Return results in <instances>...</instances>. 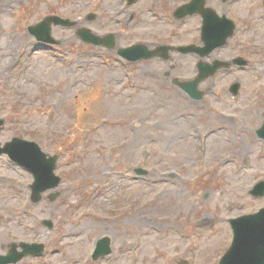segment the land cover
Wrapping results in <instances>:
<instances>
[{
	"label": "rangeland",
	"instance_id": "1",
	"mask_svg": "<svg viewBox=\"0 0 264 264\" xmlns=\"http://www.w3.org/2000/svg\"><path fill=\"white\" fill-rule=\"evenodd\" d=\"M184 1L0 0V142L38 143L58 155L62 178L59 195L44 193L34 204L31 174L0 156V254L25 241L47 252L16 264H216L231 241L227 217L264 207V196L250 194L264 179V139L256 133L264 118L263 0L207 1L237 28L203 60L248 63L203 80L199 100L172 84L196 75L197 55L170 51L172 64L141 68L116 54L153 37L159 46L195 41L198 17L178 26L170 14ZM52 13L74 21L52 27L59 45L37 42L28 30ZM80 28L112 33L115 47L83 43ZM138 166L150 174L136 177ZM103 235L112 252L92 261Z\"/></svg>",
	"mask_w": 264,
	"mask_h": 264
},
{
	"label": "water",
	"instance_id": "2",
	"mask_svg": "<svg viewBox=\"0 0 264 264\" xmlns=\"http://www.w3.org/2000/svg\"><path fill=\"white\" fill-rule=\"evenodd\" d=\"M133 0H129L132 2ZM204 0H192L185 7L181 8L183 11L181 13H192V12H201L204 16V33L203 39L207 43L204 48L199 52L203 56L209 54L214 48L219 47L225 43V40L232 33V27L230 31L218 32L220 27L213 29L214 27V12L210 9L202 8ZM216 17V16H215ZM50 21L55 23L62 22L64 20L54 17L46 18L42 20L35 29H40L41 32L46 33V37H38L40 40L54 42L50 37ZM67 21V20H65ZM68 22V21H67ZM70 23V22H68ZM71 24V23H70ZM32 30V27L30 28ZM85 41L90 42H100L104 43L106 40L97 39L94 36H84L82 37ZM111 44V43H109ZM144 48L140 46H134L126 49H121L119 53L128 59H139L141 57H146L143 53ZM237 63L245 64L246 61L242 59H237ZM230 63L215 61L213 64L199 63V75L198 77L191 82H184L181 86L194 96L197 93L195 88L198 83L206 78L207 76L212 75L220 67H228ZM237 84L234 85V92L236 91ZM4 120L0 119V127L3 124ZM258 134L261 137H264V123L262 127L258 130ZM7 153L8 156L15 162L24 165L29 169L34 176V183L32 184V200L37 202L40 199V193L47 188H53L58 185L59 177L54 174L56 156H51L46 158L45 153H43L39 146L31 141H26L19 138H13L11 141L6 142L2 147L0 146V154ZM139 172H142L139 170ZM255 195L264 194V181L257 183L254 189L251 191ZM55 196V194H53ZM50 224V223H49ZM231 225L234 232V237L230 248L222 256L219 264H264V209H261L259 212L251 215L242 216L240 218L231 220ZM109 240L107 237H104L99 240V245L96 250L94 257L98 255H105L110 253ZM33 253V251H25L23 254ZM19 256H13V254H8L0 258V264H7L15 262L18 260Z\"/></svg>",
	"mask_w": 264,
	"mask_h": 264
},
{
	"label": "flooded vegetation",
	"instance_id": "3",
	"mask_svg": "<svg viewBox=\"0 0 264 264\" xmlns=\"http://www.w3.org/2000/svg\"><path fill=\"white\" fill-rule=\"evenodd\" d=\"M180 4H176L172 9H175L177 6H179ZM163 9V8H162ZM163 10H168V8L167 9H163ZM171 17H172V15H173V10H171ZM95 17V16H94ZM93 17V18H94ZM173 18L175 19V21L177 22V25L179 26L181 23H179V21L180 20H182V21H184V20H186L187 18H190V16H183V17H181V18H178V17H175L174 15H173ZM172 19V18H171ZM143 23H145V21L143 22ZM183 24H184V22H183ZM183 24H182V26H183ZM170 31V30H169ZM173 34H174V31H173ZM173 34H171V35H173ZM169 37V39H171L172 40V38H174V37H172V36H168ZM193 37V39L195 40V37L194 36H192ZM145 39H147L148 37H144ZM142 43H144L145 45H147L146 43H150L151 45H152V48H156L157 46H159V45H157V42H156V39H155V37H153V40L152 41H150V42H147L146 40H142L141 41ZM192 44H197V45H199V44H201L200 43V41H189V42H181V43H167V44H164V46H168V49H169V47H170V49L172 50V51H174V52H179L178 50H177V48L176 47H178V46H187V45H192ZM148 46V45H147ZM180 53V52H179ZM180 54H182V55H187V54H184V53H180ZM171 59V54H170V52H167L166 53V59H162V58H160V57H153V58H150V59H144V60H140V64H141V68H142V65H144V63H147L148 61H151V60H153V61H165V62H167V63H169V64H172L169 60ZM175 64V63H174ZM147 69L148 70H150V67L147 65ZM168 69H170L171 71H173L174 70V66H172V65H170L169 66V68ZM168 69H166V70H168ZM164 71V76H167L168 77V75H170V74H168V75H166L167 74V72L168 71ZM142 72H143V69H142ZM44 252H45V248H44Z\"/></svg>",
	"mask_w": 264,
	"mask_h": 264
},
{
	"label": "bare ground",
	"instance_id": "4",
	"mask_svg": "<svg viewBox=\"0 0 264 264\" xmlns=\"http://www.w3.org/2000/svg\"><path fill=\"white\" fill-rule=\"evenodd\" d=\"M9 1V0H8ZM11 55V54H10ZM216 132H218V131H215L213 134H212V136H211V138L215 141V142H219L220 141V137H219V135H218V133H216ZM219 138V139H218ZM203 143V141H202V139H201V137H200V134H198L197 135V138H196V144L197 145H199V144H202Z\"/></svg>",
	"mask_w": 264,
	"mask_h": 264
}]
</instances>
